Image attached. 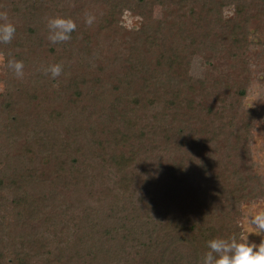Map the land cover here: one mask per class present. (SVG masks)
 Instances as JSON below:
<instances>
[{
	"label": "trees",
	"instance_id": "trees-1",
	"mask_svg": "<svg viewBox=\"0 0 264 264\" xmlns=\"http://www.w3.org/2000/svg\"><path fill=\"white\" fill-rule=\"evenodd\" d=\"M80 1L0 2V12H7V22L16 28L11 42L0 43V53L6 63L22 61L30 73L26 81L16 79L0 95V134L24 133L28 141H35L40 134L56 135L49 133L52 121H59L66 132V124H73L70 136L57 139V144L43 138L58 159L53 177L38 179L7 164L12 157L0 154V264H202L209 251L207 241L235 235L243 242L241 229L233 224L234 203L260 191L239 161L247 157L244 142L251 125L237 113L229 123L227 147H231L221 154L213 148L226 131L209 120L212 116L219 125L221 116L231 110L228 105L233 109L246 95L247 80L237 69L247 71L251 36L264 25V0H104L109 13L104 17L106 35L118 26L114 14L120 9L142 18L137 31H152L149 43H141L134 33L123 70L118 63L113 75L91 53L103 48L97 36L100 28L96 36L90 34ZM170 5L176 7V18L152 25V9ZM226 8L231 10L227 15ZM80 13L85 17L81 24ZM52 18L76 24L70 40L60 44L48 40V25L44 26ZM190 50L199 52L207 69L201 80L189 81L167 71ZM220 60L234 63L235 76L213 72ZM55 64L63 70L53 79L45 69ZM46 91L58 105L44 106L42 111L33 94L43 96ZM166 94L171 95L164 108ZM184 95L202 98L197 107L207 110L204 123L190 120ZM206 95L228 98L231 104L215 110ZM175 108L177 117L168 115ZM151 111L158 120L145 133L146 127L135 121L144 122L139 114ZM145 140L149 148L144 159L151 160L148 168L153 175L147 177V165L133 159L131 144ZM12 159L22 165L19 158ZM61 179L66 187L59 191L56 185ZM89 182L99 189L82 196L80 184ZM177 186L187 197H171ZM94 197L97 207L90 201ZM227 199L231 202L225 221L220 205ZM55 223L64 224L59 233L75 231L76 238L54 242L56 251L49 254L41 241L47 230L57 227Z\"/></svg>",
	"mask_w": 264,
	"mask_h": 264
},
{
	"label": "rangeland",
	"instance_id": "rangeland-1",
	"mask_svg": "<svg viewBox=\"0 0 264 264\" xmlns=\"http://www.w3.org/2000/svg\"><path fill=\"white\" fill-rule=\"evenodd\" d=\"M13 1L17 0H0V2L4 4H11ZM93 0H81L80 4H83L84 6V15L87 17L90 15L93 17V21L91 24L87 23V29H90V34L93 36V33H96L99 30V34L97 33V36L100 35V45L103 47L101 49V52L99 53L98 51H91V53H95V59L98 61V64H100L103 68L107 69L110 73V75H113V73H118V66L123 70V62L128 57V43L131 41V39L134 38V33L138 34V38L141 39L142 42H150L151 41V28L143 29L140 31L139 30L141 23H142V18L137 15L136 13L129 11L127 9H120L117 10L116 13L114 14L117 17V20L119 22L118 26H114L110 28V33L106 35V32L104 30V17H106L109 13L107 12L105 6H104V0H96L100 1L97 2L98 5H92L89 6L90 3H92ZM1 9V8H0ZM167 9V10H166ZM166 9H161L160 6H155L152 9L151 15H150V23L152 25H157L159 21L164 20L167 21L168 19H175L176 18V7L173 5L168 6ZM164 10V11H163ZM166 10V11H165ZM229 9H224V14L227 15L229 14ZM118 12V13H117ZM83 13H80L77 19H80V24L84 22L85 17ZM12 23V22H10ZM258 22H254L253 25L257 24ZM48 21L44 27H47ZM102 28V30H101ZM256 33L255 35L251 36L252 40V45L250 46V51H248L247 55V71H241L240 69H237V67H233L234 63L231 61H226V60H220L219 64L215 65L216 69H214L213 72H216V74H230L236 72V69L238 70V73L241 74L242 78L246 79V95L243 98L242 101H239L238 104H235V107L232 109L229 105L228 108L231 110L228 111L226 114L221 116V123L219 125H216L215 123V118L210 117V122L218 127H221L226 131L223 136L218 137V141L216 142V145H214L216 148H213V150L218 153V151H221V154L223 153L222 149L227 150V148L231 147V144L227 147L229 144L230 139L228 138V134L230 131L229 123L230 121L234 118L237 113L241 114L242 120L245 122H249V125H251V131L249 133V139L247 138L246 142H244V147L246 148V154L247 157L244 158V161L242 162L239 160L241 163V167L249 171L247 175H249L254 182L255 185V190L259 192H256L254 196H251L248 198V200H244L242 202H235L234 203V209L236 211V214H233L232 219L233 224L235 226H238L239 229H241V232L243 234L242 238L244 240L245 237H248L250 242H255L257 244L260 243L261 240H264V237L256 236L255 233H249L247 229V217L251 215H255L258 211L264 210V25L261 24L259 27H256ZM143 48V47H142ZM100 49V48H99ZM142 50V49H141ZM189 53V54H187ZM187 53H184L182 57V61H173L170 65V69H167L169 73L175 74V75H185L189 81L191 80H201L204 78L207 69L205 65L202 63V58L199 55V52L197 53V50H190L187 51ZM90 54V53H89ZM89 56V55H88ZM93 56L90 57V61L92 62ZM185 63L187 68L183 67L182 63ZM38 64V63H37ZM6 63V58L3 56V54L0 53V95L4 94L6 92L7 86L11 83L16 84L15 81L16 79H20L22 81H26L28 79L29 74L27 72L26 67L23 68V76L20 78H17L15 73L9 69ZM28 68L34 69L33 66H29ZM10 73V74H9ZM235 76V75H234ZM185 89H182L184 91ZM50 91V90H49ZM49 91H46L43 96H40L38 94H33L36 95L42 106V111L44 110L43 107H48L49 105H52L57 108V101H54V103L51 101V98L49 96ZM215 93V92H212ZM171 95V94H170ZM169 94H166L165 97L162 96V104L164 101V108L165 105L168 103V97L170 96ZM186 96V105L185 109L189 110L187 113H189V117L191 121H196L197 125L200 123H204L203 121L205 120V117L207 116L206 114V109L197 107L198 104L202 101V98H194L192 99L191 97ZM201 96V95H200ZM203 97V96H202ZM207 102L211 106V108H214L215 110L220 109L223 105L225 104H231L227 100L223 99H213L208 97L206 95ZM205 98V100H206ZM161 100V99H160ZM230 101L231 97H230ZM56 102V103H55ZM161 104V107L163 109V105ZM195 105V107H194ZM62 106V103L59 104V107ZM58 107V110H59ZM171 111L168 115L176 116L178 114V110L175 108L170 109ZM64 113V112H62ZM213 115V113L211 114ZM139 117L144 118V122L135 121L136 124H139V127H146L145 132L148 130L147 127H154L155 123L157 122L155 118L158 117L154 116V112L151 111V113L146 112L145 114L140 113ZM177 117V116H176ZM42 125L44 124L43 122L44 119L42 118ZM169 120V119H168ZM53 123L50 125V128H53V131L49 133H54L56 132V135H51V136H42L44 134L37 135L35 138V141H28V138L26 134L24 133H18V134H12V132H7L3 130V132L0 134V148L3 149L4 152H1L0 149V154H7L10 157H16L21 160L22 165H19L18 163L12 158H7V164L10 162L12 163V166L15 165L16 168H20L21 171H26L33 176L39 177L43 176L45 178L47 177H53L55 174V169L57 165V157L52 156V150L50 149V145L43 144V138L44 140L47 138L46 142L47 143H55L57 144V139H62L67 133V137L70 136V132L73 131L72 129V123L70 122L68 125H71L70 127L66 124L67 132L63 130L62 125L59 123V121L56 120L52 121ZM199 122V123H198ZM1 123V122H0ZM65 126V127H66ZM138 127V128H139ZM217 127V128H218ZM147 129V130H146ZM72 130V131H71ZM149 131V130H148ZM51 137L53 140H51ZM137 137V136H136ZM9 139V140H8ZM148 140H145V142H142V144H137L136 142H131L132 148L134 151V157L133 159H136L140 165H147L146 169L147 172L144 175V177L147 176H153L150 173V168H148V164H151V160L144 159L146 155V150L149 148V142ZM27 144H32V145H27ZM189 146V145H188ZM226 147V148H225ZM244 148V149H245ZM128 151V150H127ZM214 152V154H215ZM121 153H124V150H121ZM127 154L130 153V151L126 152ZM59 154V152H58ZM20 155V156H19ZM240 155V154H239ZM60 156V154H59ZM168 157L165 158V160ZM216 158V157H215ZM1 159V158H0ZM2 161V160H1ZM141 161V162H140ZM23 167V168H22ZM242 169V170H243ZM157 172V171H156ZM154 173V176H158L157 173ZM138 178V177H137ZM32 181V180H31ZM38 182V181H37ZM36 182V183H37ZM62 183H58L56 185L57 189L59 191H62L66 187V183L61 179ZM91 183H82L80 184L81 189H78L82 196H85L86 193L90 192L91 190L99 189V186L95 184L93 187H91ZM93 188V189H92ZM175 192L171 193L172 196H179L183 195L187 197V193L185 190L177 186ZM39 192L41 190H38ZM37 191V192H38ZM159 192V190H157ZM157 197V196H156ZM254 197V198H252ZM96 198H92L90 201H92V206H96V203L94 200ZM124 201V200H122ZM229 202L225 200L223 203L220 205V211L224 208L225 211H223V218L226 217L228 218V211L227 207H229ZM97 207V206H96ZM227 208V209H226ZM221 214L219 213L217 215L218 218H220ZM76 221H79L76 219ZM56 224V223H55ZM57 225V224H56ZM64 224L62 225H57L55 228H50V230H47L46 238L41 241L42 243L44 242V246L46 247V252L47 253H53L56 251V246L54 242L57 244L59 243H64V238L66 239L67 237L70 236L71 241H75L76 235L75 231H68L67 234L62 235L59 233V229L63 228ZM59 242V243H58ZM64 246L62 244L59 246L60 248ZM64 249V248H62Z\"/></svg>",
	"mask_w": 264,
	"mask_h": 264
},
{
	"label": "clouds",
	"instance_id": "clouds-1",
	"mask_svg": "<svg viewBox=\"0 0 264 264\" xmlns=\"http://www.w3.org/2000/svg\"><path fill=\"white\" fill-rule=\"evenodd\" d=\"M7 12H0V43L7 44L14 38L16 28L7 22ZM93 17H87L86 23L91 24ZM48 40L52 44H60L71 39V33L75 31L76 24L71 19L52 18L48 21ZM11 69L17 78L23 76V62L9 59L6 65ZM62 66L55 64L45 69L55 79L62 73ZM250 234L264 237V210L258 211L255 215L247 217V229ZM249 237V236H248ZM248 237L244 241H238L235 235L228 238H214L207 241L209 251L202 259V264H264V240L259 244L250 242Z\"/></svg>",
	"mask_w": 264,
	"mask_h": 264
}]
</instances>
